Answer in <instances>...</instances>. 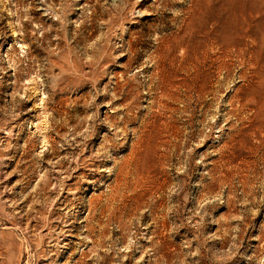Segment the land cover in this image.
<instances>
[{"label":"rangeland","instance_id":"rangeland-1","mask_svg":"<svg viewBox=\"0 0 264 264\" xmlns=\"http://www.w3.org/2000/svg\"><path fill=\"white\" fill-rule=\"evenodd\" d=\"M0 264H264V0H0Z\"/></svg>","mask_w":264,"mask_h":264}]
</instances>
